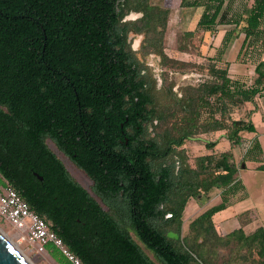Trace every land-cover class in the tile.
<instances>
[{
	"label": "trees",
	"instance_id": "16d2710c",
	"mask_svg": "<svg viewBox=\"0 0 264 264\" xmlns=\"http://www.w3.org/2000/svg\"><path fill=\"white\" fill-rule=\"evenodd\" d=\"M233 2L180 0L183 9L201 7L185 35L225 24L242 32L253 84L228 78L226 63L215 65L236 34L231 30L210 57V79L177 96L157 88L136 56L155 55L164 69L186 64L164 53L167 7L149 0H0V184L11 186L80 264H216L220 248H230L220 264H264L262 228L220 236L212 221L243 189L231 152L200 155L191 167L181 148L198 134L225 131L235 145L240 132H254L250 120L229 118L228 126L224 115L261 96L264 0ZM131 13L139 17L126 19ZM130 34L142 36L138 51ZM49 143L84 172L90 191ZM214 189L221 202L181 237L187 201L209 198ZM48 254L71 264L51 245Z\"/></svg>",
	"mask_w": 264,
	"mask_h": 264
},
{
	"label": "crops",
	"instance_id": "0c3cea01",
	"mask_svg": "<svg viewBox=\"0 0 264 264\" xmlns=\"http://www.w3.org/2000/svg\"><path fill=\"white\" fill-rule=\"evenodd\" d=\"M178 2H180V0H178ZM165 5L162 6L166 7ZM181 10L187 14L193 13L195 10H200L201 13V7L189 9L181 8ZM168 23L167 27L169 25ZM260 27L264 29V20ZM231 30L235 29H232L231 25L225 24L218 25L212 32H199L202 43L201 48H205L208 52L211 51L207 56L213 57L214 55H216L219 48L221 47V43L225 34H227V37L229 38L232 37L229 35ZM235 31L236 34L234 38H232V42L229 43L228 48L221 57V64L224 65V63H226L225 65H227L228 78L233 81H239L249 86L253 84L255 78L257 77V75L255 74V64L252 62H244L242 60V45L245 36L242 32L238 33L237 30ZM260 60L264 61V50L261 53ZM242 109L247 112L242 120H250L254 126V132H240V141L237 145L231 144L226 139L225 131H216L208 134H201V136H209L206 140V143H215L212 148H208L201 155L210 153L217 154L229 151L233 156L234 162L239 165L237 180H239L241 186L243 187L242 191L237 192L230 198V203L224 210H221L212 216V221L215 224L216 231L220 236H226L238 230H241L244 235L252 234L258 228H262L264 230V216H260L264 215V180L262 177L264 176V78L262 79L261 96L255 97L252 103H244ZM224 142L227 143V150L220 152L213 151L214 147H216L217 144ZM206 143L203 142V144ZM255 143L257 144V147L253 149ZM237 146H240L241 148L240 150H238V154L237 150L235 151V148ZM246 154L248 156H245ZM242 173L248 174V178L251 177V179L257 176H259L258 178H262L258 180V182H252L249 186V184H246V182L243 181L240 177ZM201 196L202 195H200V197ZM197 198V200L189 199L187 201L182 213V221L184 220V218H186L190 222L195 218V216L197 217L208 208L219 204L221 202L220 190H212L209 194V198L205 196H202V198H199V196H197ZM202 199H207V204L199 208L197 205V201ZM241 200L249 201V206L244 209L240 208L239 201ZM229 210L231 211L229 216H221V213ZM194 213L196 215L194 216V218H192Z\"/></svg>",
	"mask_w": 264,
	"mask_h": 264
},
{
	"label": "rangeland",
	"instance_id": "374dc122",
	"mask_svg": "<svg viewBox=\"0 0 264 264\" xmlns=\"http://www.w3.org/2000/svg\"><path fill=\"white\" fill-rule=\"evenodd\" d=\"M233 7L237 6L238 3H249L251 0H233ZM152 5L164 7L165 5L168 9H170L169 16V25L165 32L164 37V53L172 59H176L180 62L186 63L185 65H180L178 63H169L170 67L164 69L160 64V59L152 54L147 56H142L141 53L137 52V58L143 62L147 68L148 72L152 75V77L156 80V87L160 89L166 90L167 88H171L172 92L177 96H181L184 94V90L188 85H197L203 81L209 80V76L207 74V65L211 58L208 55L209 52L205 48H201V38L199 36V32L196 31V34L193 37H189L185 35L186 31L193 30L194 24L196 23L197 17L200 13V10H195L193 13H184L179 6L178 0H149ZM139 17V14L131 13L126 19L134 20ZM129 40L131 43V47L133 50L138 51L140 49V42L142 40V36L140 35H129ZM202 49V50H201ZM206 50V52H205ZM214 58V57H213ZM218 67H224L221 63H215ZM163 90V91H164ZM246 111L242 109V107L238 109H230V114L224 115V119L228 126H230V119H242L246 115ZM152 132V129H149ZM226 133V132H225ZM209 136H201L200 134L196 135L194 139L188 140L181 147L185 151V155L187 157L188 164L192 167L194 164L195 157L200 156L203 152L207 150L205 147L206 140ZM227 143H219L214 147V152H220L228 149L226 146ZM237 145V144H235ZM49 147L59 156V158L64 163L68 172L76 179L83 187L89 188V180L86 178H80L72 169L71 164L68 162L65 156L59 153L55 147L49 143ZM240 146L235 148V151L240 150ZM243 152V150H242ZM238 156V155H237ZM243 160V159H242ZM238 174H236L237 176ZM248 174H241V178L246 184H250L254 181L260 180L259 176L251 179L248 178ZM1 182V179H0ZM2 185L0 184V187ZM199 198H202V196ZM198 198H194L197 200ZM208 199V198H207ZM206 199V200H207ZM205 199L198 200V207L201 208L207 204ZM240 208L244 209L249 206V201L241 200L239 201ZM230 210L221 213V216H229ZM264 214V213H263ZM196 214L194 213L193 217ZM220 216V217H221ZM264 216V215H260ZM196 217V216H195ZM264 218V217H263ZM216 221V220H215ZM191 222V221H190ZM189 220L184 218L181 225V233L180 236L183 237L187 232V226L190 223ZM0 231L13 242L17 248L30 260L32 264H57L48 254V246L46 247V253L40 255L36 254L32 251L31 247L28 246L25 242L19 240V235H17L16 231L13 227L3 218L0 217ZM140 245V244H139ZM141 248L144 249L142 245ZM230 248H220L218 249V254L215 257L216 264H220L225 262L228 258ZM145 250V249H144ZM148 256L153 259L152 255L148 253ZM255 257V256H254ZM253 261L257 262L258 259L255 257Z\"/></svg>",
	"mask_w": 264,
	"mask_h": 264
},
{
	"label": "built area",
	"instance_id": "2783aa9c",
	"mask_svg": "<svg viewBox=\"0 0 264 264\" xmlns=\"http://www.w3.org/2000/svg\"><path fill=\"white\" fill-rule=\"evenodd\" d=\"M0 217L13 227L19 240L30 246L34 253L42 255L51 245L71 264H80L79 259L47 228L45 221L31 211L28 204L6 183L0 187Z\"/></svg>",
	"mask_w": 264,
	"mask_h": 264
},
{
	"label": "water",
	"instance_id": "95a60500",
	"mask_svg": "<svg viewBox=\"0 0 264 264\" xmlns=\"http://www.w3.org/2000/svg\"><path fill=\"white\" fill-rule=\"evenodd\" d=\"M34 175L37 176L36 174ZM38 179L41 180V177L38 176ZM167 237L178 239L179 236L174 233H168ZM0 264H30L1 233Z\"/></svg>",
	"mask_w": 264,
	"mask_h": 264
},
{
	"label": "flooded vegetation",
	"instance_id": "af4514ba",
	"mask_svg": "<svg viewBox=\"0 0 264 264\" xmlns=\"http://www.w3.org/2000/svg\"><path fill=\"white\" fill-rule=\"evenodd\" d=\"M60 153V152H59ZM63 155V154H62ZM64 156V155H63ZM59 157V156H58ZM66 159H68V158H66ZM68 162L71 164V166H72V169L74 170V172L80 177V178H86V179H88L89 180V178L84 174V172L80 169V168H78L74 163H72L69 159H68ZM89 188H85V189H87L88 191H90V187H91V185H92V182L89 180ZM79 183V182H78ZM80 184V183H79ZM81 185V184H80ZM159 208L161 209V207L159 206ZM168 217H170V215H165V218H168ZM169 233H171V232H169ZM130 234H132V233H130ZM168 234V233H167ZM175 234V233H174ZM133 236H134V234H132ZM174 239V238H173ZM175 240H177V239H175Z\"/></svg>",
	"mask_w": 264,
	"mask_h": 264
},
{
	"label": "bare ground",
	"instance_id": "6f19581e",
	"mask_svg": "<svg viewBox=\"0 0 264 264\" xmlns=\"http://www.w3.org/2000/svg\"><path fill=\"white\" fill-rule=\"evenodd\" d=\"M0 233L15 247V249L30 263V264H32L31 262H30V260L17 248V246L13 243V242H11V240L9 239V238H7L1 231H0Z\"/></svg>",
	"mask_w": 264,
	"mask_h": 264
}]
</instances>
